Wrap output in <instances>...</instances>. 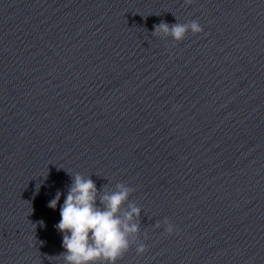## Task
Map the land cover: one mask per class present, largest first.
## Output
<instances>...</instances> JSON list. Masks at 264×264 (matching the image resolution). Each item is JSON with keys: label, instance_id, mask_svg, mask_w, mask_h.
<instances>
[{"label": "clouds", "instance_id": "9594fccd", "mask_svg": "<svg viewBox=\"0 0 264 264\" xmlns=\"http://www.w3.org/2000/svg\"><path fill=\"white\" fill-rule=\"evenodd\" d=\"M191 3V0H185ZM198 34L203 31L196 20L169 25L161 21L154 25V36L171 37L180 42L188 32ZM134 190L124 183H116L113 188L104 187L98 191L95 182L77 173L60 206V222L55 226L63 233L61 254L65 264H116V261L137 242L139 224L135 222L140 208L129 202ZM62 193L57 191L48 207L56 209ZM99 201V205L97 204ZM127 205V209L124 206ZM43 223V222H41ZM168 234L175 226L166 219ZM146 251V245L138 244L137 254Z\"/></svg>", "mask_w": 264, "mask_h": 264}]
</instances>
